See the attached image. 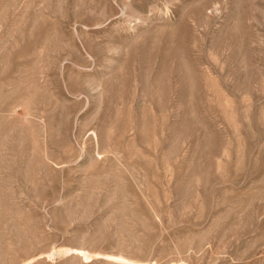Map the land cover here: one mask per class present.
<instances>
[{"label":"rangeland","instance_id":"obj_1","mask_svg":"<svg viewBox=\"0 0 264 264\" xmlns=\"http://www.w3.org/2000/svg\"><path fill=\"white\" fill-rule=\"evenodd\" d=\"M0 264H264V0H0Z\"/></svg>","mask_w":264,"mask_h":264}]
</instances>
